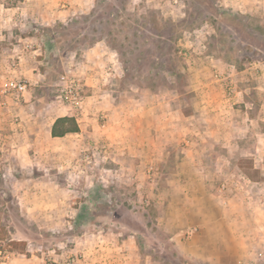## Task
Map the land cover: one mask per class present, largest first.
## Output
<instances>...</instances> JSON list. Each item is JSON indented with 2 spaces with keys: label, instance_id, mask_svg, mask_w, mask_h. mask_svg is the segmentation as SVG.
I'll use <instances>...</instances> for the list:
<instances>
[{
  "label": "rangeland",
  "instance_id": "rangeland-1",
  "mask_svg": "<svg viewBox=\"0 0 264 264\" xmlns=\"http://www.w3.org/2000/svg\"><path fill=\"white\" fill-rule=\"evenodd\" d=\"M245 1L247 11L225 0H0V264H49L72 255L81 264H100V256L84 253L85 241L100 231L133 236L132 264H210L180 254L171 239L175 229L164 228L169 197L163 191L167 181L157 175L161 165L139 179L128 162L108 157L113 148L100 132L101 113L112 110V103L100 99V88L171 92L190 103L189 66L199 49L236 68L264 62V12L252 9L258 1ZM12 6L22 10L19 24L6 20L16 12L7 9ZM224 9L241 15L234 20ZM78 15L91 20L80 22ZM101 25L103 38L100 31L86 33L88 26ZM79 26L78 33L68 32ZM100 43L119 68L105 70L114 77L119 71L118 81L104 80ZM92 46L99 51L86 54ZM114 47L127 57L136 54L129 58L131 69L122 68ZM19 50L30 60L21 73ZM65 73L83 84L77 118L58 97L57 80ZM9 78L24 80L25 91L3 92ZM63 116L76 121L77 133L52 137L48 124ZM232 264H264V258Z\"/></svg>",
  "mask_w": 264,
  "mask_h": 264
},
{
  "label": "crops",
  "instance_id": "crops-1",
  "mask_svg": "<svg viewBox=\"0 0 264 264\" xmlns=\"http://www.w3.org/2000/svg\"><path fill=\"white\" fill-rule=\"evenodd\" d=\"M225 1L248 10L245 0ZM256 1L252 9L264 12V0ZM19 8H7L16 12L6 20L19 24ZM97 50L92 46L86 54ZM18 52L21 73L30 60L22 50ZM195 54L189 66L190 103L171 92L137 93L101 86L100 99L110 98L112 103V110L101 113L105 121L100 132L113 148L108 157L120 165L128 162L139 179L161 165L157 175L167 181L163 191L169 197L164 208L170 222L164 228L175 229L171 239L180 254L210 264L264 258V62L236 68L201 49ZM100 56L104 80L118 81L119 71L114 77L105 70L106 65L119 68L102 43ZM224 85L231 94L224 93ZM88 90L95 92V88ZM55 119L47 126L50 135ZM244 163L256 170V177L250 176ZM223 180L227 185L220 192L217 183ZM92 236L85 241L84 253L100 256V264L133 263V236L103 231Z\"/></svg>",
  "mask_w": 264,
  "mask_h": 264
},
{
  "label": "built area",
  "instance_id": "built-area-1",
  "mask_svg": "<svg viewBox=\"0 0 264 264\" xmlns=\"http://www.w3.org/2000/svg\"><path fill=\"white\" fill-rule=\"evenodd\" d=\"M26 82L21 79L9 78L2 83V91L7 93H23L26 89ZM58 97H60L65 103H67L73 110L74 118H77L83 104L84 89L81 79L74 74H61L57 80ZM228 94H231V88L227 90ZM101 147L103 151H106L108 145L103 142ZM226 182L223 180L219 183L218 190L224 191L226 188ZM49 264H81L80 260L72 255L67 257L62 262L53 261Z\"/></svg>",
  "mask_w": 264,
  "mask_h": 264
},
{
  "label": "trees",
  "instance_id": "trees-1",
  "mask_svg": "<svg viewBox=\"0 0 264 264\" xmlns=\"http://www.w3.org/2000/svg\"><path fill=\"white\" fill-rule=\"evenodd\" d=\"M222 12L226 13V14H230V16H232V18L234 20L238 19L239 13H230V11L228 9H224L222 10ZM92 15L95 14L94 11L91 12ZM79 19L78 21H83V20H87L88 18L90 19L91 16L89 15H78ZM232 19V20H233ZM91 20V19H90ZM83 27H75L73 30L68 29L69 33H78ZM86 30V33L91 34V33H95L97 34V32L100 31V37L103 38L105 36V34L103 32H106L104 27L101 25L100 29L98 30V28L91 27L88 26ZM103 33V34H102ZM133 44L138 47V43L133 41ZM142 48V47H141ZM141 48L139 47V50H141ZM114 49L120 53V57L118 58V61L120 62L121 66L123 69H131L132 65L130 63H128V61L130 59H134V57H136V54L133 56V54H131L130 57H127L126 54H123V51H121L119 48L114 47ZM130 58V59H129ZM168 71L173 72V69H171L170 67H166ZM78 131V126L76 124V121H74L73 118L71 117H67V116H63V117H58L54 120L52 126H51V135L52 136H63L65 133L68 132H77ZM3 229V227H0V239L3 238V236H1V230ZM11 251V250H8Z\"/></svg>",
  "mask_w": 264,
  "mask_h": 264
}]
</instances>
